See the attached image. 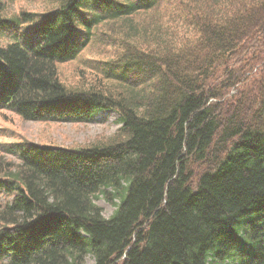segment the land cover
<instances>
[{"label":"trees","instance_id":"obj_1","mask_svg":"<svg viewBox=\"0 0 264 264\" xmlns=\"http://www.w3.org/2000/svg\"><path fill=\"white\" fill-rule=\"evenodd\" d=\"M54 4L6 17L0 1V111L120 127L10 143L0 264H264V0ZM95 32L116 57L66 86L59 66Z\"/></svg>","mask_w":264,"mask_h":264},{"label":"rangeland","instance_id":"obj_2","mask_svg":"<svg viewBox=\"0 0 264 264\" xmlns=\"http://www.w3.org/2000/svg\"><path fill=\"white\" fill-rule=\"evenodd\" d=\"M4 3V15L14 17L22 12L43 13L56 7L55 0H0ZM117 51L114 46L101 42L95 32L91 43L77 58L58 68L59 79L68 87L87 84L94 75L92 68L101 62L112 60ZM120 127L117 116L112 113H99L89 124L29 122L23 121L13 112L0 111V166L6 162L17 163L13 155L5 149L13 142H32L51 146H67L80 148L103 141L111 137ZM104 217L108 218L114 208L102 199L97 200ZM86 264H92L88 259Z\"/></svg>","mask_w":264,"mask_h":264}]
</instances>
